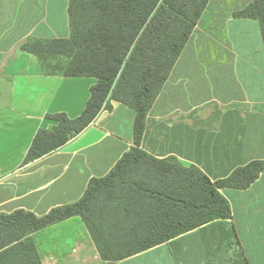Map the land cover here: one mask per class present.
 <instances>
[{
	"label": "crops",
	"instance_id": "obj_1",
	"mask_svg": "<svg viewBox=\"0 0 264 264\" xmlns=\"http://www.w3.org/2000/svg\"><path fill=\"white\" fill-rule=\"evenodd\" d=\"M252 1L208 2L146 115L139 150L157 161L196 167L211 182L264 162L260 24L233 16ZM68 4L0 0V215L24 210L41 217L78 202L89 181L106 176L134 146L135 112L110 100V108L64 146L24 163L37 132L56 125L47 116L79 117L96 83L46 74L39 58L23 49L30 41L69 37ZM219 193L230 218L110 264H264V171L244 189ZM31 238L41 264H107L77 216Z\"/></svg>",
	"mask_w": 264,
	"mask_h": 264
},
{
	"label": "trees",
	"instance_id": "obj_2",
	"mask_svg": "<svg viewBox=\"0 0 264 264\" xmlns=\"http://www.w3.org/2000/svg\"><path fill=\"white\" fill-rule=\"evenodd\" d=\"M209 1L69 0L70 36L24 45L46 74L96 80L79 117L47 116L56 125L37 132L24 163L64 146L109 109L110 100L135 112L134 146L106 176L91 179L78 202L41 217L24 210L0 215V264H41L31 235L75 216L107 264L230 218L219 190L248 187L264 171V162H251L211 182L196 167L157 161L138 148L146 115ZM233 16L258 20L264 45V0H253ZM152 215L169 218L145 220Z\"/></svg>",
	"mask_w": 264,
	"mask_h": 264
}]
</instances>
